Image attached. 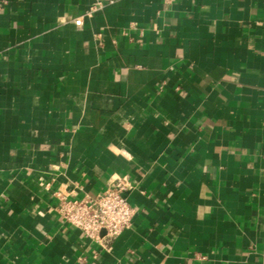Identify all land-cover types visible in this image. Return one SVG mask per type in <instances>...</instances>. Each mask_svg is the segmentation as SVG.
Instances as JSON below:
<instances>
[{
    "label": "crops",
    "instance_id": "1",
    "mask_svg": "<svg viewBox=\"0 0 264 264\" xmlns=\"http://www.w3.org/2000/svg\"><path fill=\"white\" fill-rule=\"evenodd\" d=\"M0 264H264V0H0Z\"/></svg>",
    "mask_w": 264,
    "mask_h": 264
},
{
    "label": "built area",
    "instance_id": "2",
    "mask_svg": "<svg viewBox=\"0 0 264 264\" xmlns=\"http://www.w3.org/2000/svg\"><path fill=\"white\" fill-rule=\"evenodd\" d=\"M82 22V16L75 18L77 25ZM131 188L128 177L122 176L96 195L79 198L69 196L60 189H56L54 195L58 199L57 209L64 221L81 230L86 237L101 242L114 239L132 225L135 210L126 195Z\"/></svg>",
    "mask_w": 264,
    "mask_h": 264
}]
</instances>
